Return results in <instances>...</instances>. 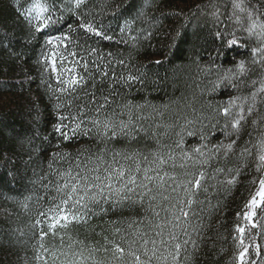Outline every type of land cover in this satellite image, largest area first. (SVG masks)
Wrapping results in <instances>:
<instances>
[{
    "label": "trees",
    "instance_id": "trees-1",
    "mask_svg": "<svg viewBox=\"0 0 264 264\" xmlns=\"http://www.w3.org/2000/svg\"><path fill=\"white\" fill-rule=\"evenodd\" d=\"M32 2L0 0V264H44V259L48 264H63L62 252L72 259L71 253L81 250L85 256L92 254L93 260L86 264H130V257L114 258L113 243L126 251L139 248L142 252L139 234L155 237L161 230L158 224L165 239L169 232H175L182 244L186 239L195 241V245L189 243L182 249L176 264H237V225L247 228L245 244L250 250L246 259L264 264V211L257 210L256 228L237 215L255 191L252 181L264 175L256 171L255 150L252 156L241 155L246 142L252 147L264 133V92L259 91L264 86V57L252 54L253 48L261 46V38L246 31L250 23L247 11L253 12L254 19L259 17L258 24L264 23V0H244V13L234 9V0H84L79 9L73 8L74 0H55L53 15L62 17L57 27L69 32L68 25L72 26L70 50L77 52L75 59L81 61L76 71L86 77L85 88L72 96L54 95L48 85L57 87L55 76L45 73L37 63L45 35L34 33L19 15ZM48 3L51 5L52 0ZM82 22L92 23L112 39L85 34L79 28ZM218 32L224 39L217 36ZM233 36L238 43L229 46L227 40ZM91 48L104 59L96 53L89 55ZM241 61L245 63L244 73L237 68ZM85 62L89 64L87 71L82 67ZM105 65L109 78L102 81L96 69ZM113 73L117 78L131 74L138 79L129 86L123 81L113 82ZM89 74L94 79L88 78ZM85 92L118 94L111 107L125 121L128 109L119 105H142V109H132L136 129L132 135L100 143L94 135L62 141L54 134L57 113L67 115L69 102L75 112L87 102ZM233 97L241 98L237 104H243L246 117L239 137L225 135L226 130H232L225 128V118L218 113L219 107ZM57 103L64 107L56 109ZM249 105H254L251 114L247 112ZM232 111L236 113L239 108ZM232 139L238 142L227 156L225 149L217 151L214 147ZM201 145H206L205 156L197 157L192 150ZM84 148L93 153L101 148L109 153H139L141 159L148 158L146 166L155 169L150 174L167 173L164 186L152 185L154 200L137 193L128 194L130 199L89 202L87 209L78 212L86 222H73L56 236L49 233L41 241L40 229L47 231V225H36L39 213L60 199L55 190L57 176L48 166L52 154L67 152L74 157ZM182 152L204 162L193 165L184 161ZM153 154L167 162L157 167L158 161L152 163ZM169 154L174 159H168ZM67 167L66 161L53 163V169ZM201 171L205 173L201 188L186 193L185 183ZM233 177L235 182L228 184ZM189 198L193 200L190 207L186 204ZM181 207L190 215L176 221ZM177 223L180 226L173 227ZM41 243L48 252L40 249ZM52 251L57 253L55 261L49 255ZM161 252L167 255L163 248ZM152 264L174 262L169 258L153 260Z\"/></svg>",
    "mask_w": 264,
    "mask_h": 264
},
{
    "label": "snow or ice",
    "instance_id": "snow-or-ice-1",
    "mask_svg": "<svg viewBox=\"0 0 264 264\" xmlns=\"http://www.w3.org/2000/svg\"><path fill=\"white\" fill-rule=\"evenodd\" d=\"M84 3V0H74V9H79ZM234 9H238L241 13L247 11L244 5V0H234ZM55 10V0H52L51 5L48 0H33L31 7L26 11L19 12V15L24 17V20L29 25L30 29L34 33L45 35L44 44L42 48L44 49L41 53V59L37 61L45 73L50 76L54 75L57 83L55 89L49 84V90L55 95L59 93L61 95H69L78 93V91L83 90L86 86V77L76 71V65L81 64V61L75 59L78 55L77 52L71 51V45L73 43L69 32L72 31V26L68 25L69 32H62L57 25L60 23L62 17H54L53 11ZM215 15V13H213ZM247 18L250 21L249 26L246 31L250 35H257L261 38V46L252 49L253 56L260 54L264 57V23H257L259 17L253 18V12L247 11ZM239 19V18H238ZM80 29H83L85 34L91 33L93 36L98 37L102 40H111L112 37L107 35L102 29H97L92 23H81L79 25ZM259 28L260 31L257 32L256 29ZM123 31V29H121ZM59 33V34H57ZM221 39H224L221 33H217ZM238 43L237 38L227 40L229 46L236 45ZM96 53L100 60L104 57L99 55L96 48H91L89 55ZM111 56V53H108ZM82 59V58H81ZM69 61L71 63H69ZM95 63V61H93ZM118 63L123 64V61ZM159 63V61H158ZM110 64V62H109ZM82 67L87 71L89 64L87 62L82 64ZM108 65L104 68L97 67L96 71L104 79L109 78V73L106 70ZM237 68L240 73L246 71L245 63L241 61ZM231 71V70H229ZM94 79L91 74L89 77ZM227 79V77H225ZM138 77L129 74L127 78L124 76L115 77L113 73V82L123 81L125 84L131 86ZM111 88V85H109ZM95 88V84H93ZM260 92H264V86L259 89ZM118 95L115 93H109L104 95L101 92L100 96H97L95 92L89 94L85 92V97H87V102L77 106L76 111H71L72 103L69 102L68 114L65 115L61 112L57 113V122L53 124V132L58 135L62 141H71L76 139L78 136H90L94 135L95 138L100 143H107L116 140L120 136H131L136 130L133 124V107L137 109H142V105L133 106L131 102L127 104L119 105L118 107L128 109V120L125 121L120 119L121 113L117 111L116 108H112L111 105L115 103L114 96ZM257 93H252L253 102L255 101ZM79 99L78 96L75 97ZM59 100V96H57ZM240 97L230 98L225 104L219 107L218 113L225 118L226 124L225 128L229 126L232 130L231 133L225 131L226 136L235 134L239 137L241 128L243 127V122L246 117L244 113L243 104H237ZM254 105H249L247 108L248 114L253 111ZM64 105L57 103L55 105L56 109L63 108ZM238 107L239 111L233 113L232 109ZM89 113H94V115H89ZM136 119H141L137 116ZM254 125L257 121L253 120ZM192 135V133H189ZM203 139V137H202ZM237 139H232L226 145L214 146L217 151L221 148L225 149V156L234 150V146L237 145ZM249 142H246L245 147L241 149V155L252 156L255 150V158L257 160L256 171L258 173H264V133L261 134V138L252 145L248 147ZM182 141L177 144L180 147ZM59 147V145H57ZM206 145H201L194 148L192 151L197 157L205 156L203 149ZM154 161L152 163H157V167L165 164L167 161L162 157L153 154ZM168 159H174V157L169 154ZM182 159L184 161H192L193 165L197 163H203L199 159H194L193 155L188 152H182ZM58 161H66L68 167L66 169H53V163ZM148 158H140L139 153L126 154L119 151L108 152L107 148H101L98 152H91L89 149L84 148L76 153L73 157L67 152H55L52 154L51 160L49 162V169L55 172L57 176V183L55 185V190L59 194V202L54 203L46 212H40L39 217L36 220V225L44 224L47 225V231L40 229V240L42 241L49 233L56 236L60 229H67L68 226L73 222H86L81 215L78 214L80 209H87L88 203H98L100 200H108L113 198H118V200L130 199L128 194H139L141 198L144 196H149L151 199H155L152 195L153 187L155 185L157 188H163L165 182L164 175L150 174L154 173L155 169L149 166ZM184 167V164H181ZM231 171V170H229ZM237 175H239V170H237ZM205 173L199 172L194 175L192 179H189L184 185V191L186 193H191L193 190H199L202 186V181L204 179ZM62 181V183H61ZM158 182V183H157ZM235 182V177L227 181L228 184H233ZM252 184L255 186V191L250 194V199L245 203L244 210L237 213L238 217L243 218V221L250 225L252 228H256L257 224L254 222V217L257 216V210L264 211V175H260L258 179L253 180ZM189 185L191 187H189ZM180 187V185H177ZM175 191V189H173ZM107 193V195H105ZM165 200L168 197H164ZM184 204L185 201H181ZM193 200L189 198L186 201L187 206H191ZM175 207V205L173 206ZM180 216L175 217L176 221H180L183 217L185 220L189 217L190 212L186 211L183 207L179 209ZM158 216L159 213H156ZM43 218V219H40ZM179 223L174 224L173 227H179ZM160 228V231L155 233V237H159L157 240L155 237H148L147 233H140L139 239L141 241L140 247L143 249L141 252L139 248L132 250H125L120 244L113 243V254L114 258L117 260H123L126 256L130 257V264H152L153 260H163L167 261L169 258L176 264L177 258L180 256L182 249L186 245L192 243L195 245V241L184 240L183 244L180 242L179 236L175 232H169L167 234V239L164 238V232L161 225H156ZM119 231V229H117ZM238 236L234 237L238 241L237 249L238 253L236 255L237 264H255L254 261H249L247 258L249 254V246L245 244V234L247 228L244 226L237 225L235 229ZM183 232L187 234V229L184 228ZM135 243V241H133ZM149 244L151 247L149 248ZM161 248L167 251V255L161 252ZM40 249L44 252H48V249L44 248V245L40 244ZM107 251V249H105ZM259 254V253H258ZM49 255L53 258V261L57 258V253L52 251ZM61 255L65 257L63 264H86L87 261L93 260L91 252L87 256L84 255V251L79 252L73 251L71 253L72 259H68L69 253L62 252ZM143 257V258H142ZM38 260L42 259L40 255L36 257ZM44 264H48L47 259H44ZM95 264V262H94Z\"/></svg>",
    "mask_w": 264,
    "mask_h": 264
}]
</instances>
